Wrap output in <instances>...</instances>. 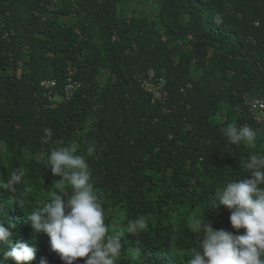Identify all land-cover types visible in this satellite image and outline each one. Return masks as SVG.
Returning a JSON list of instances; mask_svg holds the SVG:
<instances>
[{"label": "trees", "instance_id": "obj_1", "mask_svg": "<svg viewBox=\"0 0 264 264\" xmlns=\"http://www.w3.org/2000/svg\"><path fill=\"white\" fill-rule=\"evenodd\" d=\"M164 36H191L192 46L173 52ZM69 68L80 84L50 107L45 82L55 79L60 92ZM149 68L165 77L164 102L140 87ZM246 95L264 99V0H159L152 19L120 0H0V179L25 169L15 193L0 188V223L15 225L13 242L35 247L29 264H64L27 212L60 179L45 167L50 149L74 143L109 234L121 235L117 264H185L204 215L214 230L244 231L232 228L227 208L212 207L226 182L247 177L248 157L264 153L223 135L233 123L260 129ZM140 216L148 227L128 233Z\"/></svg>", "mask_w": 264, "mask_h": 264}, {"label": "clouds", "instance_id": "obj_2", "mask_svg": "<svg viewBox=\"0 0 264 264\" xmlns=\"http://www.w3.org/2000/svg\"><path fill=\"white\" fill-rule=\"evenodd\" d=\"M215 22L222 23L219 14ZM42 131V139L48 143L53 136L52 129ZM223 135L233 145L246 143L250 148L256 147V131L248 125L230 124L223 129ZM77 152L78 145L74 143L65 146L59 142V146L50 149L45 167L61 179L42 207H33L27 212V219L33 231H43L49 237L51 250L59 254L64 264H73L77 258H84V264H117L122 253L121 235L109 234L100 197L91 183L88 160ZM95 152V143L89 144L87 157ZM243 167L249 172L247 177L226 182L214 193L216 200L212 207L227 208L232 228L237 232L244 229L243 233L214 230L204 215L202 221L197 220L193 225L201 235L198 244L189 249L190 258L185 264H264V153L252 154ZM24 179L25 169L16 167L8 173L6 181L0 179V188L15 193L14 185H21ZM13 227L11 222L8 226L0 223V246L8 249L3 252L0 264L8 260L29 264L36 249L19 239L13 242ZM147 227L143 216L130 220L127 225L131 234Z\"/></svg>", "mask_w": 264, "mask_h": 264}, {"label": "built area", "instance_id": "obj_3", "mask_svg": "<svg viewBox=\"0 0 264 264\" xmlns=\"http://www.w3.org/2000/svg\"><path fill=\"white\" fill-rule=\"evenodd\" d=\"M73 74L74 70L69 68L66 81L60 92H56L54 89L57 86L55 79L46 80L45 83L48 88L46 95L50 107H55L57 101H66L73 95L80 84L78 80L73 79ZM139 83L142 90L150 95L152 102H164L166 100L167 91L165 89V77L162 74H158L155 69L149 68L141 75ZM244 102L253 120L259 125L264 123V99L259 96L246 95L244 97Z\"/></svg>", "mask_w": 264, "mask_h": 264}, {"label": "rangeland", "instance_id": "obj_4", "mask_svg": "<svg viewBox=\"0 0 264 264\" xmlns=\"http://www.w3.org/2000/svg\"><path fill=\"white\" fill-rule=\"evenodd\" d=\"M159 0H120V5L125 9L129 10V12L133 11H141L145 14L148 18L152 19L156 13V6ZM165 42H169L171 49L173 52H179L185 48H191L193 39L191 36H187L185 39H180L175 42H171L167 39V36L163 37ZM194 55V51L192 50L191 56ZM260 129H263L261 131ZM260 129L257 130V138H256V147L255 149L259 151H264V123L260 124ZM260 137V138H258ZM261 139V141H260ZM260 141V143H259ZM250 150H253L250 148ZM61 179V178H60ZM59 179V180H60Z\"/></svg>", "mask_w": 264, "mask_h": 264}]
</instances>
